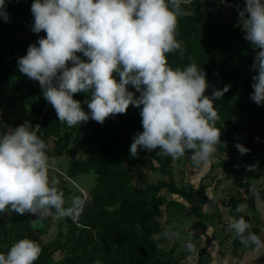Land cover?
<instances>
[{
    "label": "clouds",
    "instance_id": "obj_1",
    "mask_svg": "<svg viewBox=\"0 0 264 264\" xmlns=\"http://www.w3.org/2000/svg\"><path fill=\"white\" fill-rule=\"evenodd\" d=\"M189 2L33 0L31 31L46 35L18 58V69L39 82L43 97L61 124L71 128L90 119L103 124L109 116L126 114L131 105L140 110L143 129L133 137L132 157L138 155V149H159L157 155L173 160L187 153L193 166L201 168L221 143V130L215 126L220 117L213 102L221 100L230 85L205 95L210 84L195 61L175 69L168 64L166 54L179 51L183 56L186 50L176 36L178 17L186 15L182 4ZM244 5L241 9L237 0L235 10L244 39L255 52L250 65L256 73L250 99L264 106V0H244ZM0 19L11 22L6 0H0ZM77 93H90V99L83 101L88 112L73 98ZM31 128L25 121L0 137V214L35 215L33 228L53 209L56 219L77 221L86 201L76 196L65 207L64 192L56 187L58 180L49 178L54 161L47 155L45 142ZM34 128L39 129V125ZM234 147L241 156L250 153L243 144L235 143ZM249 191L259 199L255 185ZM228 227L245 248L264 249L261 235L248 231L251 225L243 217ZM161 235L171 239L179 232L169 228ZM151 239L158 241L159 237L154 234ZM185 247L195 251L191 242ZM41 252L36 241L22 238L6 254L0 253V264H34Z\"/></svg>",
    "mask_w": 264,
    "mask_h": 264
},
{
    "label": "trees",
    "instance_id": "obj_2",
    "mask_svg": "<svg viewBox=\"0 0 264 264\" xmlns=\"http://www.w3.org/2000/svg\"><path fill=\"white\" fill-rule=\"evenodd\" d=\"M232 1L237 3V0ZM32 2L6 0L11 22L0 19V98L26 105L39 115L47 102L41 87L27 88L22 92L13 82V77L25 76L18 69V58L26 55L30 44L46 35L31 31ZM239 6L244 8V0H239ZM182 7L186 15L178 17L176 38L183 41L186 50L183 56L179 51L166 54L169 66L183 68L195 61L206 73L210 84L205 92L208 96L214 89L222 90L230 85L223 98L213 103L220 117L215 126L221 130V143L216 146L214 154L224 155L226 159L221 161V167L226 171L224 176H231L242 192L230 202L232 210L251 193L252 185L245 180L248 167L256 162L264 165V106L250 99L254 91L252 76L256 74L250 70V65L255 52L244 39L245 33L238 26L235 13H231L234 19L226 23L221 5H214L207 11L206 3L191 0ZM18 32L24 33L26 39L23 40ZM223 52L228 58L218 60L217 56ZM77 55L86 59L80 53ZM132 91L135 92L133 87ZM73 98L82 102L84 111H89L83 101L90 99V93H77ZM142 131L140 110L131 105L126 114L109 116L103 124L90 119L84 123L82 131L77 128L66 130L56 113L50 117L42 115L35 132L45 142L49 157L61 155L71 139L88 146L85 158L72 163L68 176L91 171L95 178L93 192L77 220L78 225H72L67 218L69 228L61 240L56 238L51 245L40 243V228L29 225L27 215L20 216L11 211L4 217L0 214V253L6 254L12 244L28 238L36 241L42 249L34 264H96V261L99 264H186L178 257L165 258V253L157 247L159 241L151 237L159 233L156 220L162 204L159 191L165 190L190 202L194 188L189 182L176 186L166 163L156 167L166 179L146 181L141 169L143 160L139 157L146 150L138 149L136 157H132L129 151L134 135ZM235 143L243 144L250 153L241 156L234 147ZM258 190L264 201V190ZM164 204L167 206L166 202ZM174 204L178 212L188 208L183 203ZM196 214L201 224L202 213L198 211ZM250 231L257 233V227H250ZM233 244L234 250L244 248L237 238ZM54 252L60 254L58 259H53ZM204 252L203 247L198 249L194 264H200Z\"/></svg>",
    "mask_w": 264,
    "mask_h": 264
},
{
    "label": "rangeland",
    "instance_id": "obj_3",
    "mask_svg": "<svg viewBox=\"0 0 264 264\" xmlns=\"http://www.w3.org/2000/svg\"><path fill=\"white\" fill-rule=\"evenodd\" d=\"M231 19H234L231 13L229 11H223L224 22L227 23ZM18 35L23 40L26 39L24 33L18 32ZM225 58H228V54L225 52L217 56L218 60H223ZM114 76L119 80L117 74H114ZM13 82L19 86L22 92H25L27 88L35 89L40 86L38 81L30 80L27 76H15L13 77ZM216 82L219 83L218 78ZM128 88L132 91L131 85H129ZM55 113L54 108L48 102H46L39 115H37L34 113L33 109L26 105H19L16 102H8L0 98V137L6 133H11L13 129L23 124L25 121L31 123L33 128L30 130L35 132L36 128L34 127L40 124L42 115H44V117H50ZM83 127L84 123L80 126L76 125L71 128H77L79 131H82ZM65 128L66 130L71 129L66 124ZM87 147L88 146L81 141L71 139L66 150L61 155L50 157L54 163L49 168V178L51 180V178L55 177L58 180L56 187L58 190L64 192L65 207L70 206L71 200L76 196L81 197L87 202L93 192L95 178L91 171L86 173L79 172L71 177L68 176L72 163L78 159L85 158V149ZM158 151L159 149L152 152L146 151L139 155L143 160L141 169L146 181L155 182L158 179H166L164 175L156 170V167L166 163L171 169L172 181L176 186H181L185 182H189L194 188V195L190 202H186L179 196L170 194L165 190L159 191L162 204L159 206L158 215L156 216L159 225V233L157 236L159 237L160 250L165 253V258L178 257L182 262L188 264L194 253L196 256V252L205 242V239L202 240L200 237V233L202 234L203 232V219L206 220V223L212 224L215 232H221V240L224 244L221 247V252L225 253L228 257H232L235 248L233 243L236 236L235 232L231 230L228 225L241 217L244 219L247 218L241 216L244 213L242 204L239 203L235 209L231 210L230 208L232 199L242 195V192L241 189L237 188L231 176L228 178L224 176L226 171L221 167V161L226 159L224 155L217 156L213 154L207 165L196 168L193 166L187 153L184 157L173 160L171 157L163 154L157 155ZM247 170V179L254 177L256 181L262 180V182H264V175H258L261 174V172L264 174V165H260L256 162L250 165ZM248 195L244 196L243 200L246 199ZM165 202L167 206H165ZM174 202L183 203L188 208L184 212H178ZM204 202L207 204V207L204 208V212L201 214V225L196 213H198V211L201 213V207H198V205ZM190 204L195 208H191L189 206ZM222 207H228V213L234 218L232 222L220 227L216 226V220H218L220 216L219 212ZM221 211H223V209ZM6 215L7 213L1 214L2 217ZM25 215H27V222L32 226V221L37 219V217L28 213ZM247 220L252 228L257 227L258 229V220ZM69 223L74 226L78 225V221H73L70 218ZM37 227L40 228L38 237L40 243L43 245H51L52 241L56 238H60L61 240L69 228L67 218L59 220L55 218L54 209L51 215H48L45 219L37 223ZM169 228L172 231H178L179 236L171 239L163 237L161 233ZM248 231H250V229H248ZM188 242H191L195 246L194 252H189L185 247ZM52 257L53 259H58L60 254L54 252Z\"/></svg>",
    "mask_w": 264,
    "mask_h": 264
},
{
    "label": "crops",
    "instance_id": "obj_4",
    "mask_svg": "<svg viewBox=\"0 0 264 264\" xmlns=\"http://www.w3.org/2000/svg\"><path fill=\"white\" fill-rule=\"evenodd\" d=\"M258 175L261 176L264 174L261 172V174ZM246 181L250 185H255L258 189L264 190V182H262V180L256 181L254 177L250 179H247L246 177ZM240 204H242L244 208V213L241 216H245L249 220H258L259 225L256 234L258 236L261 235V239L264 240V201L260 196L259 199H257L252 193H250ZM198 207H201V213L203 214L204 208L207 207V204L204 202L203 204H199ZM222 209L223 211H221ZM222 209L219 212L220 216L218 220H216V226L220 227L232 222L234 218L228 213V207H222ZM202 224L203 232L202 234L200 233V237L202 240L205 239L202 246L205 249V252L200 259V264H237V259L246 261L247 264H264V249L255 250L251 247L237 248L233 251L232 257L226 256L225 253L221 252V247L224 245L221 240V232H215L212 224L206 223V220L204 219ZM196 257L197 256H195L194 253L188 264H194Z\"/></svg>",
    "mask_w": 264,
    "mask_h": 264
},
{
    "label": "built area",
    "instance_id": "obj_5",
    "mask_svg": "<svg viewBox=\"0 0 264 264\" xmlns=\"http://www.w3.org/2000/svg\"><path fill=\"white\" fill-rule=\"evenodd\" d=\"M198 1L206 3L207 11H210L214 5H221V7L223 8L224 11H229L230 13H235L238 16L237 11L235 10L237 3H235L232 0H198ZM254 57L251 60L252 63H253ZM237 264H247V262L240 260V259H237Z\"/></svg>",
    "mask_w": 264,
    "mask_h": 264
}]
</instances>
